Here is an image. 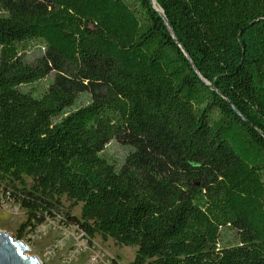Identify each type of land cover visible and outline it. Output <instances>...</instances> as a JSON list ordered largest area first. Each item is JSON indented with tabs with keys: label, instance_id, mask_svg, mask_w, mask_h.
<instances>
[{
	"label": "trees",
	"instance_id": "16d2710c",
	"mask_svg": "<svg viewBox=\"0 0 264 264\" xmlns=\"http://www.w3.org/2000/svg\"><path fill=\"white\" fill-rule=\"evenodd\" d=\"M0 188L19 238L264 264V0H0Z\"/></svg>",
	"mask_w": 264,
	"mask_h": 264
},
{
	"label": "rangeland",
	"instance_id": "374dc122",
	"mask_svg": "<svg viewBox=\"0 0 264 264\" xmlns=\"http://www.w3.org/2000/svg\"><path fill=\"white\" fill-rule=\"evenodd\" d=\"M40 53L38 46H31L28 54L31 59H35ZM107 152L123 159L127 147L115 139L108 144ZM2 201L0 228L19 238L17 229L25 219V210L12 200ZM73 212L80 215L81 205L75 206ZM61 218L62 215L50 218L21 238L26 243L28 252L37 255L41 264H113V257L118 258L122 264H129L135 258V245L120 246L113 238H103L100 234L89 241L78 226L61 224Z\"/></svg>",
	"mask_w": 264,
	"mask_h": 264
},
{
	"label": "water",
	"instance_id": "95a60500",
	"mask_svg": "<svg viewBox=\"0 0 264 264\" xmlns=\"http://www.w3.org/2000/svg\"><path fill=\"white\" fill-rule=\"evenodd\" d=\"M21 238L0 228V264H41L38 256L27 250Z\"/></svg>",
	"mask_w": 264,
	"mask_h": 264
},
{
	"label": "built area",
	"instance_id": "2783aa9c",
	"mask_svg": "<svg viewBox=\"0 0 264 264\" xmlns=\"http://www.w3.org/2000/svg\"><path fill=\"white\" fill-rule=\"evenodd\" d=\"M79 228V227H78ZM79 230H80V232L83 234V236L84 237H86L85 235H86V233H85V231L84 230H81L80 228H79ZM86 239H87V237H86ZM88 240V239H87Z\"/></svg>",
	"mask_w": 264,
	"mask_h": 264
}]
</instances>
